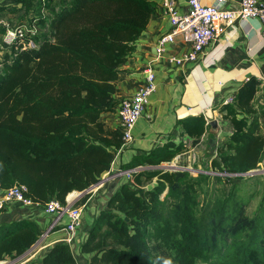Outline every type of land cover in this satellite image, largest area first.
<instances>
[{"label":"trees","instance_id":"1","mask_svg":"<svg viewBox=\"0 0 264 264\" xmlns=\"http://www.w3.org/2000/svg\"><path fill=\"white\" fill-rule=\"evenodd\" d=\"M40 1L3 0L0 6V16L11 6L17 21L37 19L39 26L35 49L11 47L0 60V189L23 184L31 201L64 206L72 192L89 189L111 171L122 133L101 115L117 114L119 69L156 6L151 0H47L43 7ZM260 87L250 77L233 103L218 108L232 132L210 162L216 172L243 175L264 162V104L255 102ZM175 127L185 140L169 136L120 166L138 168L130 174L138 188L154 186L140 194L120 185L93 219L80 252L90 255L88 264H264V196L251 217L231 182L225 198L206 193L200 203V182L225 177L160 167L196 147L211 129L202 114L179 119ZM42 233L32 220L0 225V262L23 255ZM39 264L77 263L70 246L59 243Z\"/></svg>","mask_w":264,"mask_h":264},{"label":"crops","instance_id":"2","mask_svg":"<svg viewBox=\"0 0 264 264\" xmlns=\"http://www.w3.org/2000/svg\"><path fill=\"white\" fill-rule=\"evenodd\" d=\"M151 1L156 6L155 13L136 41L134 53L119 69L118 92L114 97L120 102L129 98L136 86L143 81L144 68H149L156 76L155 91L150 96L144 116L138 120L132 131V140L116 152L110 170L120 169V166L128 163L132 157L145 154L153 147L165 143L169 136L175 143L185 140L178 135L176 121L199 114L214 116L216 119H213L218 121L217 132L205 133L196 147L178 156H187V166L182 163L183 167H188L194 156L202 164L217 160L218 144L232 131L227 120L215 115L218 108L230 97L233 98L250 77L261 81L256 99L260 97L264 101V42L260 37L257 21H236L205 50L206 57H202L197 65L184 63L178 66L170 63L169 59L187 53L188 45L176 37L174 43L167 44L162 51L157 50L159 38L169 34L171 28L167 16L163 13L162 0ZM175 1L179 12L187 10L185 0ZM202 1L206 5L223 9H236L238 6V0ZM1 2L3 0H0ZM9 9L11 10V6ZM19 15L10 14L8 10L4 12V18L12 22H15V17ZM101 121L110 129L118 128V119L113 113L102 114ZM101 187L103 189V186ZM101 187L87 193L90 194L88 200L79 207L81 221L73 233L71 244H68L77 264H88L90 255L81 253L80 246L96 214L106 208L110 197L109 194L101 195ZM72 194L68 197L71 206L79 198V192ZM18 220L34 221L43 233L37 243L23 255L6 258L0 264H39L49 248L55 244L66 243V216L56 220L53 217L46 219L40 207H22L18 204L9 206L5 213L0 214V225ZM53 221L54 228L59 229L53 231V228L46 233Z\"/></svg>","mask_w":264,"mask_h":264},{"label":"built area","instance_id":"3","mask_svg":"<svg viewBox=\"0 0 264 264\" xmlns=\"http://www.w3.org/2000/svg\"><path fill=\"white\" fill-rule=\"evenodd\" d=\"M46 2L47 0L40 1L43 7L46 6ZM185 2L187 10L179 12L175 0H162L163 13L168 18L171 31L159 38L157 50L162 51L164 46L174 43L176 37L188 45L187 53L177 58H170V63L178 66L184 63L197 65L202 57H206L205 50L223 35L227 27L232 26L236 21H257L259 34L264 42V0H238L236 9L206 5L202 0H185ZM7 10L10 11L9 8H6L5 11ZM43 14L45 15L44 10ZM2 16H0V28L3 30L0 33L1 50L7 52L11 47H15L22 51L37 47L35 42V37L39 34L37 19H33L31 23H27L26 20L21 22L16 20L12 23ZM143 72L145 73L143 81L136 86L129 98L120 102L116 114L118 129L122 133V146L132 140V131L145 113L150 96L155 91V74L149 68H144ZM233 98L230 97L225 104L233 103ZM204 117L207 123L213 119L210 116ZM137 169L131 170L127 176ZM26 192L27 188L23 184H16L9 189H0V211L13 204H18L22 207H40L45 215L53 217L55 220L66 216L67 224L64 226V230L68 234L66 243L71 244L73 233L81 221V208L72 207L68 197H66L64 206L57 200H49L44 205L35 203L25 197ZM54 221L49 225L46 233L54 228Z\"/></svg>","mask_w":264,"mask_h":264},{"label":"rangeland","instance_id":"4","mask_svg":"<svg viewBox=\"0 0 264 264\" xmlns=\"http://www.w3.org/2000/svg\"><path fill=\"white\" fill-rule=\"evenodd\" d=\"M5 53H6V51L1 50V48H0V60H3ZM256 103L258 105H262V104H264V101L260 97H258L256 99ZM215 115L221 116V114H219V113H217ZM143 116H144V114H143ZM212 118H215V117L213 116ZM262 132H264V128H263ZM225 138H226V136H225ZM173 160H172L173 162L172 161L171 162L173 164H176V167H181V166L183 167V165L187 166L185 164L188 163L187 156H185V155L184 156H178ZM171 162L168 164H163L162 166H171ZM182 163H183V165H182ZM188 167L192 169V171L190 173L193 177H197L198 174H202L203 176H223V177H225L221 181H217V182L212 181L211 179L209 181H205L204 183L200 182V184L198 186L199 187L198 190L199 191L202 190L201 192H199L202 194L198 195V200L200 203H202L204 201V199L206 200V196H205L206 193H208L209 195H214V196L219 195L221 199L225 198L226 194H228V192L231 188V184H228V182H231L232 184H234V188H235L237 195L241 199H243L244 201L247 202L246 214L250 217L255 214V212L258 209V205H259L262 197L264 196V162L262 164H260L259 169L255 170L256 173H254L252 175H238V176H229L228 174H225V173L216 172V170H213L210 163L202 164L198 161V158L195 156L192 158V162ZM202 168H208V169H211V171H206V170L204 171ZM124 184H128L133 189H136L140 194L143 193V190L151 189L154 186V182H153L151 185H147L143 189L138 188L134 184L132 176H127V175L125 176L123 182L121 183V185H124ZM101 189H102V187H101ZM223 192H224V194H223ZM87 193H89V192H87ZM48 218H50V217L46 215V219H48ZM197 264H200V263L197 262Z\"/></svg>","mask_w":264,"mask_h":264},{"label":"water","instance_id":"5","mask_svg":"<svg viewBox=\"0 0 264 264\" xmlns=\"http://www.w3.org/2000/svg\"><path fill=\"white\" fill-rule=\"evenodd\" d=\"M210 126V132L216 133L218 129V121L217 120H210L209 121ZM161 169L169 170V171H176V170H182V171H189L191 172L192 169L189 167H174V166H161ZM205 170L204 168H202ZM131 170H125V169H117V170H111L108 174H105L102 176L101 180L98 184L91 186L89 189L80 192L79 196H82L83 194L90 192L98 187L103 186V192L101 193L102 196H105L106 194H109L110 196L120 187L121 182L125 178V176L130 172ZM208 171H211V169H208ZM256 173L255 171L248 172L243 175H252Z\"/></svg>","mask_w":264,"mask_h":264},{"label":"clouds","instance_id":"6","mask_svg":"<svg viewBox=\"0 0 264 264\" xmlns=\"http://www.w3.org/2000/svg\"><path fill=\"white\" fill-rule=\"evenodd\" d=\"M212 120H214V119H212ZM169 264H170V262H169Z\"/></svg>","mask_w":264,"mask_h":264}]
</instances>
